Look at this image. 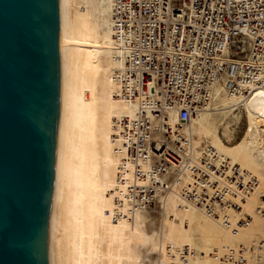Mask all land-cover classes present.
Listing matches in <instances>:
<instances>
[{
	"label": "built area",
	"instance_id": "2783aa9c",
	"mask_svg": "<svg viewBox=\"0 0 264 264\" xmlns=\"http://www.w3.org/2000/svg\"><path fill=\"white\" fill-rule=\"evenodd\" d=\"M110 18L121 51L118 96L137 107L132 121L118 124L122 154L134 166L132 209H161L176 191L182 205L232 234L248 228L249 216L234 221L230 213L242 211L258 179L206 142L192 157L186 128L222 96L242 99L264 87V0H113ZM245 257L241 245L216 259L245 264Z\"/></svg>",
	"mask_w": 264,
	"mask_h": 264
},
{
	"label": "bare ground",
	"instance_id": "6f19581e",
	"mask_svg": "<svg viewBox=\"0 0 264 264\" xmlns=\"http://www.w3.org/2000/svg\"><path fill=\"white\" fill-rule=\"evenodd\" d=\"M112 2L62 0L67 169L58 177L49 222L50 264L51 256L52 264H96L100 234L113 244L121 241L122 246L129 242L135 247L150 242L143 231L140 213L131 207L128 188L135 182L134 166L126 162L122 154L123 141L118 124L122 118L132 121L137 107L135 102H126L118 96L114 75L121 67V51L113 39ZM107 13L109 21L106 25L104 15ZM230 100L240 104L245 114L243 142L237 147H228L217 139L220 149L216 144L210 146L219 158L230 160V164H235L232 163L236 161L234 157L240 153L249 160L254 156L264 159V87L253 89L242 99ZM209 109L200 114L197 122L201 140L210 134L205 127ZM252 127L259 139L256 140L258 146L249 151ZM186 133L192 157L197 158L200 145L194 140V122L186 128ZM247 164L246 160L247 168H239L251 171ZM143 168L147 167L143 165ZM179 200L176 191H171L162 200L166 218L161 233L165 238L153 248L168 263L192 264L191 252L183 257L184 262H181V255L185 247L191 246V226L198 209L191 204L182 205ZM248 203L247 197L243 209ZM243 212L230 213L231 218L236 221ZM199 213L206 220L217 223L227 235L225 240L238 239L240 231L234 235L202 209ZM210 237L217 239L214 233ZM218 242L222 244L223 241Z\"/></svg>",
	"mask_w": 264,
	"mask_h": 264
},
{
	"label": "water",
	"instance_id": "95a60500",
	"mask_svg": "<svg viewBox=\"0 0 264 264\" xmlns=\"http://www.w3.org/2000/svg\"><path fill=\"white\" fill-rule=\"evenodd\" d=\"M66 169L62 0H0V264H50Z\"/></svg>",
	"mask_w": 264,
	"mask_h": 264
},
{
	"label": "rangeland",
	"instance_id": "374dc122",
	"mask_svg": "<svg viewBox=\"0 0 264 264\" xmlns=\"http://www.w3.org/2000/svg\"><path fill=\"white\" fill-rule=\"evenodd\" d=\"M72 12V7H70ZM109 21V13L104 15V23L107 25ZM217 108H210L209 112L205 116V127L209 131L207 138L201 140V129L197 125L200 121V116L196 123L194 121L196 136L194 140L199 142H206L209 145L216 144V147L220 149L217 139L222 144L228 147H237L241 143L245 129L246 119L244 111L241 105L234 103L230 98L221 97L217 103ZM256 129L252 127L250 136V143L248 150L255 149L258 145L256 140ZM243 142V141H242ZM245 142V141H244ZM236 160V166L250 167L254 172V176L259 179L258 188L249 195L248 206L244 210V215L250 216L251 223L248 228L242 229L239 233L238 239L229 242L225 240L227 236L224 231H221L215 221H209L200 216L198 209L195 212V219L191 226L190 238L191 246L185 247L182 255L181 262L185 261L183 258L189 252H191L192 264H219L216 256L221 255L225 248L244 246L246 249V263L245 264H264V159L254 156L253 160L244 158L242 153L234 157ZM230 162V160H229ZM245 171H250L249 168ZM250 171V172H251ZM242 205H245L243 203ZM180 206V205H178ZM54 208V206H53ZM178 209V207H177ZM159 208L140 213L142 218V227L145 235L149 238L150 242L145 245L134 246L132 242H129L127 246H122L121 241L113 244L109 239L100 234L96 245V264H175L174 262H166L163 256L153 248V246L159 241L165 238L162 235L161 229L163 221L166 216ZM180 211V209H178ZM51 232V230H50ZM167 233V229H164V234ZM211 233L215 234V238L211 239ZM51 234V233H50ZM128 234H126L127 236ZM51 236V235H50ZM161 236V237H160ZM102 238H104L102 240ZM125 238V237H124ZM161 238V239H160ZM219 240H222V244H219ZM123 242V241H122ZM236 245V246H235ZM218 248H220L218 251ZM50 249L52 254L51 237H50ZM177 249V247H176ZM177 249L176 251H178ZM183 260V261H182ZM52 264V256H51Z\"/></svg>",
	"mask_w": 264,
	"mask_h": 264
}]
</instances>
